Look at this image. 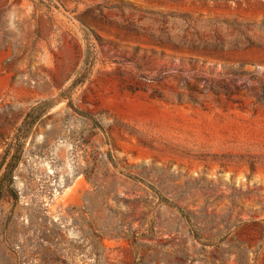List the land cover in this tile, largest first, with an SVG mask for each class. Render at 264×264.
<instances>
[{"label":"rangeland","instance_id":"rangeland-1","mask_svg":"<svg viewBox=\"0 0 264 264\" xmlns=\"http://www.w3.org/2000/svg\"><path fill=\"white\" fill-rule=\"evenodd\" d=\"M13 154L0 264H264V0H0Z\"/></svg>","mask_w":264,"mask_h":264},{"label":"trees","instance_id":"trees-1","mask_svg":"<svg viewBox=\"0 0 264 264\" xmlns=\"http://www.w3.org/2000/svg\"><path fill=\"white\" fill-rule=\"evenodd\" d=\"M28 118H29L28 116L25 118V120L22 123V127H27V129H30L32 127V125L36 122V120L38 119V116L34 117L32 120H30V122H28ZM18 161H19V155L13 154L10 157L9 162L7 163V166H9V169L7 172H5L3 174V176L0 180V198L2 196V193L7 190V186H4L3 182L5 181V179H7L8 182L12 181L13 170H14L15 165L18 163ZM160 199H161V201H163L164 203H166L167 205H169L170 207L174 208L179 213L184 215V212L179 207H177L176 205L172 204L171 202H169L163 198H160Z\"/></svg>","mask_w":264,"mask_h":264}]
</instances>
